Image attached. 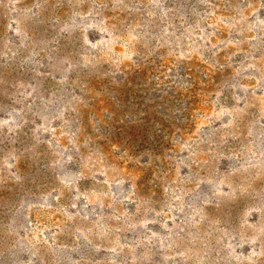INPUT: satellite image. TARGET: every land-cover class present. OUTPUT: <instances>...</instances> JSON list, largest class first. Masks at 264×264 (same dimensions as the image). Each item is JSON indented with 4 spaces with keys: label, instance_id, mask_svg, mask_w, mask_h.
Segmentation results:
<instances>
[{
    "label": "rangeland",
    "instance_id": "374dc122",
    "mask_svg": "<svg viewBox=\"0 0 264 264\" xmlns=\"http://www.w3.org/2000/svg\"><path fill=\"white\" fill-rule=\"evenodd\" d=\"M0 264H264V0H0Z\"/></svg>",
    "mask_w": 264,
    "mask_h": 264
}]
</instances>
